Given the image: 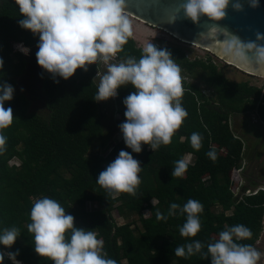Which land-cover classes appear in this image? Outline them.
<instances>
[{
    "label": "trees",
    "instance_id": "obj_1",
    "mask_svg": "<svg viewBox=\"0 0 264 264\" xmlns=\"http://www.w3.org/2000/svg\"><path fill=\"white\" fill-rule=\"evenodd\" d=\"M20 18L15 0H0V58L4 61L0 82L14 87L13 98L5 102L14 118L3 130L7 141L6 151L0 154V228L15 225L21 232L11 247L0 245V251L18 249L16 259L21 264H52L34 251L27 230L32 204L42 196L56 199L73 215L74 226L96 232L104 251L117 264H210L211 258H204L207 244L218 238L225 226L235 224H244L252 232L251 239L238 242L256 246L263 229L264 191L244 193L255 190L256 183L244 186L240 196L232 190L244 144L231 127V117L253 115L255 122L264 126L263 88L230 80L225 67L215 64L213 57L192 60L179 45L157 46L169 50L180 66L181 102L188 115L170 144L154 152L143 144L141 152L134 153L123 139L117 144L113 141L119 135L118 125L125 120L122 100L135 89L121 86L115 101L113 97L95 101L99 62L54 82L37 64L38 35L20 27ZM18 44L29 52L20 51ZM140 55L141 48L131 35L118 60ZM116 109L119 123L109 120V113ZM257 124L255 135L260 127ZM193 132L203 137L198 151L189 141ZM95 142H101L102 147L93 151ZM121 149L140 161L141 182L135 196L121 192L113 198L96 183V177ZM210 149L217 153L215 161L206 155ZM187 155L193 160L184 175L171 176L174 162ZM13 160L21 164L13 165ZM189 198L203 204L201 229L194 237H183L179 228L186 219L184 214L176 210L167 220H157L156 212L167 216L170 203L182 207ZM90 203H96L98 209L88 211ZM113 212L127 223L118 226ZM146 212L149 218L144 217ZM192 240L204 244L201 252L188 258L175 255L177 246ZM3 264L12 261L5 255Z\"/></svg>",
    "mask_w": 264,
    "mask_h": 264
},
{
    "label": "clouds",
    "instance_id": "obj_2",
    "mask_svg": "<svg viewBox=\"0 0 264 264\" xmlns=\"http://www.w3.org/2000/svg\"><path fill=\"white\" fill-rule=\"evenodd\" d=\"M15 3L22 14L19 26L39 37L35 53L37 64L54 82H58L57 77L68 79L77 68L87 71L89 65L102 62L107 70L100 76L95 101L117 96L121 86L131 85L135 89L122 100L125 120L118 125L127 148L139 153L146 144L154 152L161 145L172 142L188 113L181 102L184 94L181 69L171 52L148 42L142 47L139 58L125 56L113 62L132 35L126 0H15ZM229 3L230 0H184L180 8L184 17L193 23L203 16L218 21L225 17ZM248 3L250 7H257L259 0H248ZM231 6L237 11L243 7L240 0H232ZM215 29L210 26L208 31ZM234 39L246 48L254 49L257 60L264 63V45ZM256 39H264V34L257 33ZM17 47L25 54L29 52L26 46L18 44ZM3 64V58H0V69ZM13 94L14 87L10 83L0 82V154L6 151L7 137L3 130L14 118L12 108L5 107V102L10 101ZM202 140L199 132H193L189 137L191 147L197 151L202 147ZM206 155L213 161L217 158L215 149H210ZM189 163L190 160L185 158L176 160L171 176L182 177ZM141 170L140 161L121 149L99 172L96 183L111 196L121 192L135 196L141 182L138 175ZM259 190L264 191L257 188L247 192L254 194ZM176 210L186 216L179 228L180 235L194 237L201 229L199 214L203 204L191 198L182 207L173 202L169 205L168 215L157 211L156 219L167 220L168 216L177 214ZM29 218L27 230L32 234L34 251L49 258L52 264H117L104 251L103 241L97 233L74 226L73 215L66 213L56 199L48 196L36 199ZM20 235V229L15 225L0 228V245L9 248ZM251 237L250 228L244 224L225 226L218 238L207 244L204 258L210 257V264H258L264 253L252 244L238 242ZM203 247L200 240H192L177 246L174 252L178 257L188 258L201 252ZM18 254V249L0 251V264L5 255L12 264H21L16 259Z\"/></svg>",
    "mask_w": 264,
    "mask_h": 264
},
{
    "label": "water",
    "instance_id": "obj_3",
    "mask_svg": "<svg viewBox=\"0 0 264 264\" xmlns=\"http://www.w3.org/2000/svg\"><path fill=\"white\" fill-rule=\"evenodd\" d=\"M184 0H126L127 15L158 30H162L178 41L195 47L208 49L212 55L228 63L230 56L264 71V63L257 60L254 49H248L239 44L255 42L264 45V39L257 40L256 34H264V0H259L257 7H250L248 0H240L242 9L237 11L231 6L226 9V15L218 21L203 16L197 23L184 17L180 5ZM215 26L214 31L208 28ZM220 52L226 54L221 56ZM228 55V56H227ZM234 64V62L230 63ZM231 65V66H232ZM249 76L264 77L257 73L233 65ZM249 71V72H248Z\"/></svg>",
    "mask_w": 264,
    "mask_h": 264
},
{
    "label": "rangeland",
    "instance_id": "obj_4",
    "mask_svg": "<svg viewBox=\"0 0 264 264\" xmlns=\"http://www.w3.org/2000/svg\"><path fill=\"white\" fill-rule=\"evenodd\" d=\"M129 17V16H128ZM131 25H132V35L138 45L139 48L142 49V47L148 43L151 42L154 45L157 43L159 44H173V45H179L186 49V52L190 56V58L194 57H213V60L215 63L220 67H225V73L226 76L230 80H234L236 82H250L252 84L257 85H264V77L260 76H249L242 71H240L235 66H231L230 64H227L223 60L215 57L212 55L209 51L204 50L199 47H195L189 44L182 43L169 35L166 34V32L162 30H158L156 28H152L144 23L139 22L136 19L130 18ZM167 39V40H166ZM168 39H171L169 41ZM119 60H116L115 62H118ZM100 70L99 73V79L100 76L107 70V66L99 62ZM116 98L113 97V101H115ZM118 109L112 110L109 113V120L111 122H120L121 117L116 113ZM256 120L253 118V115H236L231 117V127L233 131L236 133V135L240 136L242 138L244 147H243V157L240 169L238 171H235L233 174V185L232 190L236 194V196H240L242 194V188L244 186H249L248 184L256 183L258 188L264 189V126L259 125L255 122ZM110 122V123H111ZM259 125L258 133L255 135L254 127L255 125ZM256 128V127H255ZM119 129V128H117ZM120 130V129H119ZM118 130L119 135L118 137L113 141L114 144H117L119 141H121L122 134ZM102 147L101 142H95L92 145V150L94 151L96 148ZM105 151L103 150V155ZM185 159L193 160V157L191 155L185 156ZM11 164L13 165H20L21 162L18 160L11 161ZM245 194H247V190L244 191ZM113 198H117L118 195L112 196ZM156 202H152L153 205H155ZM88 211H93L95 209H98V205L96 203H90L88 204ZM228 215H230V212H227ZM113 219L115 220L116 224L118 226L124 225L127 223L126 220L120 219L116 212H113L112 214ZM145 218H149V213L144 214ZM259 251L264 253V221H263V229L262 233L259 237V240L256 242L255 246ZM264 255L261 256L260 261L258 264H263Z\"/></svg>",
    "mask_w": 264,
    "mask_h": 264
},
{
    "label": "bare ground",
    "instance_id": "obj_5",
    "mask_svg": "<svg viewBox=\"0 0 264 264\" xmlns=\"http://www.w3.org/2000/svg\"><path fill=\"white\" fill-rule=\"evenodd\" d=\"M208 49H209V48H208ZM208 49H206V50H208ZM220 55H221V56H226V54H223V53H221V52H220ZM227 56H228V55H227ZM227 60H228V63H229V64L232 63V62H234L233 65L237 64L238 66H240V67H242V68H245V69L249 70L251 73H253L252 71H255V72H257V73L264 74V71H263V70H261V69H259V68H256V67H254V66H252V65H249V64H247V63H245V62H242V61H240V60H237V59H235V58H233V57L230 58V56H228V57H227ZM230 65H232V64H230ZM233 65H232V66H233ZM249 71H248V72H249Z\"/></svg>",
    "mask_w": 264,
    "mask_h": 264
},
{
    "label": "built area",
    "instance_id": "obj_6",
    "mask_svg": "<svg viewBox=\"0 0 264 264\" xmlns=\"http://www.w3.org/2000/svg\"><path fill=\"white\" fill-rule=\"evenodd\" d=\"M169 35V34H168ZM170 37H172L171 35H169ZM173 38V37H172ZM169 41H171V39H168ZM157 45L159 46V45H161V44H158L157 43ZM187 56L190 58V56L188 55V53H187ZM190 59H192V58H190ZM195 59H203V60H205V61H207V57H204V58H201V57H194L192 60H195ZM116 60H118V55H117V58H116ZM116 60H114L113 62H115ZM251 85H255V86H259L260 88H263L264 89V85H257V84H252L251 83Z\"/></svg>",
    "mask_w": 264,
    "mask_h": 264
},
{
    "label": "crops",
    "instance_id": "obj_7",
    "mask_svg": "<svg viewBox=\"0 0 264 264\" xmlns=\"http://www.w3.org/2000/svg\"><path fill=\"white\" fill-rule=\"evenodd\" d=\"M140 22V21H139ZM142 23V22H141ZM133 36V35H132ZM167 40V39H166Z\"/></svg>",
    "mask_w": 264,
    "mask_h": 264
}]
</instances>
